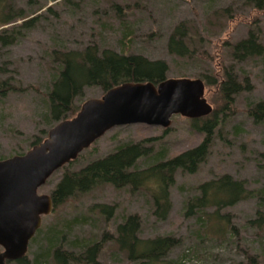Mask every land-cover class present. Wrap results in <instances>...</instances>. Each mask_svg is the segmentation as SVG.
<instances>
[{
    "label": "rangeland",
    "instance_id": "obj_1",
    "mask_svg": "<svg viewBox=\"0 0 264 264\" xmlns=\"http://www.w3.org/2000/svg\"><path fill=\"white\" fill-rule=\"evenodd\" d=\"M11 4L24 16L5 27L19 26L25 20H34V27L18 34L13 45L5 47L0 43V78L10 79L19 88L0 95V158L27 152L33 140L44 141L59 123L48 115L46 95L61 66L55 52L83 50L96 44L100 49L165 60L169 65L168 79L204 81V97L214 111L223 102L217 89L207 85L205 73L233 68L243 85L248 78L252 86L234 97L230 112L219 113L223 120L198 171L176 173L170 190L172 207L166 220L154 216V200L148 190L98 186L42 217L40 232L29 244L31 260L40 247H48L51 231L64 237L60 240L62 247L80 249L81 243L99 241L106 232L115 235L117 225L131 214L141 217V237L173 235L180 239V245L169 256L180 264H247L243 249L261 252L264 232L246 227L247 220L255 215L257 198L243 200L226 210L242 230L240 240L230 234L225 240L201 242L204 229L196 218L185 215L184 204L197 194L201 183L224 174L245 180L249 189L264 191V123L255 122L248 113L250 106L264 100V58L239 63L231 55V46L246 38L254 25L256 30L260 27L264 42V11L246 0H12ZM182 24L186 29L184 40L192 51L185 57L171 53L168 47L172 33ZM103 94L100 87H87L77 104L81 106ZM204 135L193 127L192 118L180 114L172 117L168 128L142 123L116 126L85 149L73 169L131 142L150 148L151 154L139 160L140 168H145L161 150L167 158L174 157L200 144ZM61 176V170L55 172L39 193L51 194ZM101 203L114 205L109 219L99 209L92 210L93 205ZM104 246L100 264H130L113 241ZM48 264H53L51 258Z\"/></svg>",
    "mask_w": 264,
    "mask_h": 264
},
{
    "label": "trees",
    "instance_id": "obj_2",
    "mask_svg": "<svg viewBox=\"0 0 264 264\" xmlns=\"http://www.w3.org/2000/svg\"><path fill=\"white\" fill-rule=\"evenodd\" d=\"M246 1L257 10L264 11V0ZM11 2L12 0H0V43L5 47L16 43L18 34L22 31H29L34 27V20H25L12 28L5 27L24 16L22 10L17 11L12 7ZM183 26L184 24L178 26L172 33L168 47L171 53L185 57L190 56L192 51L184 40L186 29ZM255 28L254 25L246 38L231 46V55L235 61L241 63L253 57L264 58L261 30L260 27L257 30ZM55 59L61 66L46 93L47 112L53 122L76 116L82 106L77 101L84 97L87 87H100L105 94L111 88L126 82H152L158 85L168 79L169 65L165 60H152L142 54L117 52L112 48L100 49L96 44L83 50L55 52ZM203 77L208 86L217 89L223 104L208 115L193 118V127L205 134L200 144L171 158H167L165 151L161 150L152 159L154 162L145 168H140L139 160L149 156L151 150L141 142L122 144L113 152L73 169V164L81 156L79 155L59 169L62 176L50 194L54 210L77 195L85 194L98 186L111 185L116 188L129 187L132 191L148 190L154 200V216L160 221L166 220L172 207L170 190L175 184L176 173L179 170L188 173L198 171L208 157L215 131L223 120L219 113L226 115L234 106V97L242 91L252 89L249 79L245 78L243 85L233 68H223L219 73H205ZM18 89L10 79L0 78L1 96ZM248 113L255 122L264 123V100L250 106ZM41 142L42 139L36 138L32 141L31 148ZM197 190L196 195L186 200L184 208L185 215L196 218L204 229L200 233L201 242L209 239L225 240L230 234L240 240L243 237L242 230L233 223L232 214L226 210L251 198H257L258 204L254 217L247 220L246 227L264 232V191L249 189L245 180L229 174L205 181ZM94 209H99L107 219L115 211L114 205L103 203L93 205L92 210ZM141 226V217L131 214L117 225L115 235L106 232L99 241L86 245L81 243L80 249L62 247L60 240L64 237L51 231L47 236L48 247H40L34 260L27 253L15 261H7V264H48V258H51L53 264H100L99 257L108 241H113L118 250L125 253L130 264H180L169 258L171 252L180 245L179 238L173 235L143 238L140 236ZM73 242L78 245L77 241ZM260 249L259 253L243 249L247 264L264 263V247L261 246Z\"/></svg>",
    "mask_w": 264,
    "mask_h": 264
},
{
    "label": "water",
    "instance_id": "obj_3",
    "mask_svg": "<svg viewBox=\"0 0 264 264\" xmlns=\"http://www.w3.org/2000/svg\"><path fill=\"white\" fill-rule=\"evenodd\" d=\"M204 94L200 78H170L158 85L126 82L85 101L76 116L57 123L40 144L1 159L0 264L28 253L42 217L54 209L51 195L39 189L56 171L116 126L167 128L174 115L193 119L210 114L213 109Z\"/></svg>",
    "mask_w": 264,
    "mask_h": 264
},
{
    "label": "flooded vegetation",
    "instance_id": "obj_4",
    "mask_svg": "<svg viewBox=\"0 0 264 264\" xmlns=\"http://www.w3.org/2000/svg\"><path fill=\"white\" fill-rule=\"evenodd\" d=\"M41 224H42V223H41ZM40 228H41V226H40ZM40 228H39V229H40ZM39 229H38V231H39ZM38 231H37V232H38ZM37 232H36V233H37ZM33 238H34V237H33ZM33 238H32V239H33Z\"/></svg>",
    "mask_w": 264,
    "mask_h": 264
}]
</instances>
